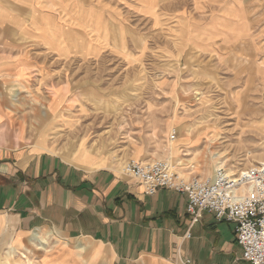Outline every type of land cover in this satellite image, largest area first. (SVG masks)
Here are the masks:
<instances>
[{
    "label": "rangeland",
    "instance_id": "rangeland-1",
    "mask_svg": "<svg viewBox=\"0 0 264 264\" xmlns=\"http://www.w3.org/2000/svg\"><path fill=\"white\" fill-rule=\"evenodd\" d=\"M75 2L74 19L59 20L71 55L56 81L68 83V102L7 106L26 117L13 127L18 146L121 175L132 160L168 161L188 180L264 162V0H162L149 15L128 0ZM42 229L47 251L4 237L0 264H50L56 239Z\"/></svg>",
    "mask_w": 264,
    "mask_h": 264
},
{
    "label": "crops",
    "instance_id": "crops-1",
    "mask_svg": "<svg viewBox=\"0 0 264 264\" xmlns=\"http://www.w3.org/2000/svg\"><path fill=\"white\" fill-rule=\"evenodd\" d=\"M128 1L148 15L162 7V0ZM78 4L0 0V241L14 237L26 248L33 232L46 238L42 228L48 227L56 239L50 264H249L241 259L234 225L210 213L193 223L185 195L159 190L148 196L116 169L73 164L37 150L36 142L17 145L23 130L13 127L26 117L7 106L68 102V83L56 81L58 59L71 55L58 42L66 38L59 20L74 19ZM53 29L62 37L45 41ZM12 90L19 91L14 99ZM53 91H60L56 98Z\"/></svg>",
    "mask_w": 264,
    "mask_h": 264
},
{
    "label": "built area",
    "instance_id": "built-area-1",
    "mask_svg": "<svg viewBox=\"0 0 264 264\" xmlns=\"http://www.w3.org/2000/svg\"><path fill=\"white\" fill-rule=\"evenodd\" d=\"M171 140H176V133H172ZM123 174L141 184L148 196L159 190L185 195L193 223L210 213L218 222L233 224L236 243L242 249L241 259L249 264H264V162L236 176L218 169L213 179L186 180L168 161L132 160ZM184 264L191 261L184 259Z\"/></svg>",
    "mask_w": 264,
    "mask_h": 264
},
{
    "label": "bare ground",
    "instance_id": "bare-ground-1",
    "mask_svg": "<svg viewBox=\"0 0 264 264\" xmlns=\"http://www.w3.org/2000/svg\"><path fill=\"white\" fill-rule=\"evenodd\" d=\"M19 92V91H18ZM18 92L17 91H14V90H12L10 93H9V96L11 97V98H13V97H15V96H17V94H18ZM14 99V98H13ZM172 145V144H171ZM172 148H173V146H172ZM90 153V152H89ZM88 153V154H89ZM97 159V158H96ZM172 165V169H173V164H171ZM218 166H216V168H217ZM91 168H95L94 166L93 167H91ZM219 169V168H218ZM218 169H216V171L218 170ZM220 169H223V168H220ZM174 170V169H173ZM226 171V170H225ZM179 175V174H178ZM181 178H183V179H186V180H188L189 178H186L184 175L183 176H181V175H179ZM230 176V175H229ZM208 179H211V178H209V177H207ZM213 179V178H212ZM39 239H41V241L39 240ZM29 241H30V243H31V245L32 246H34V247H39V246H36V242L37 243H41V245H40V247H41V249L42 250H44V251H47V247L50 245V241L48 240V239H46L45 237H43V235L41 234V233H39L38 231H36V232H33L32 234H31V237H30V239H29ZM38 245V244H37ZM77 256L78 257H80L81 256V254L80 253H78L77 254ZM8 261V260H7ZM8 264V263H7Z\"/></svg>",
    "mask_w": 264,
    "mask_h": 264
}]
</instances>
